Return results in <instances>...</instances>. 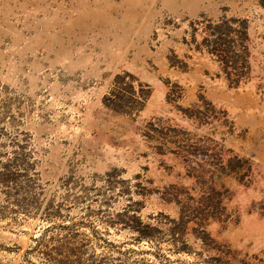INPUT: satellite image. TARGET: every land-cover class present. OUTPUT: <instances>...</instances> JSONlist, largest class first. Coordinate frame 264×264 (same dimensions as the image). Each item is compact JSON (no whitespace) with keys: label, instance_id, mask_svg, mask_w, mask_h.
Returning <instances> with one entry per match:
<instances>
[{"label":"rangeland","instance_id":"1","mask_svg":"<svg viewBox=\"0 0 264 264\" xmlns=\"http://www.w3.org/2000/svg\"><path fill=\"white\" fill-rule=\"evenodd\" d=\"M0 264H264V0H0Z\"/></svg>","mask_w":264,"mask_h":264}]
</instances>
